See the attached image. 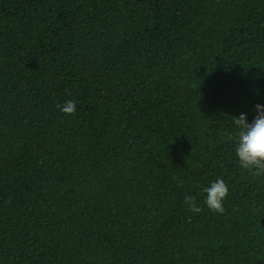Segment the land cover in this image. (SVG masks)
Wrapping results in <instances>:
<instances>
[{
    "label": "trees",
    "instance_id": "16d2710c",
    "mask_svg": "<svg viewBox=\"0 0 264 264\" xmlns=\"http://www.w3.org/2000/svg\"><path fill=\"white\" fill-rule=\"evenodd\" d=\"M256 104L264 0H0V264H264Z\"/></svg>",
    "mask_w": 264,
    "mask_h": 264
},
{
    "label": "clouds",
    "instance_id": "9594fccd",
    "mask_svg": "<svg viewBox=\"0 0 264 264\" xmlns=\"http://www.w3.org/2000/svg\"><path fill=\"white\" fill-rule=\"evenodd\" d=\"M57 108L64 114L74 115L76 113V101L68 100L63 104H57ZM256 115L251 123L246 113L232 116V122L237 132L235 134V156L238 158L239 166L247 170L252 176H264V105H255ZM178 185L183 186V181L173 177ZM206 193L204 203L208 209L216 214L225 212L224 201L229 194V188L223 178L213 181L210 186L205 187ZM189 212L200 213L203 209L197 206L194 195H185L182 201Z\"/></svg>",
    "mask_w": 264,
    "mask_h": 264
}]
</instances>
